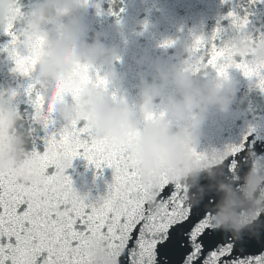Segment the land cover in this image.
<instances>
[{"label": "snow or ice", "instance_id": "snow-or-ice-1", "mask_svg": "<svg viewBox=\"0 0 264 264\" xmlns=\"http://www.w3.org/2000/svg\"><path fill=\"white\" fill-rule=\"evenodd\" d=\"M19 11V9L17 10ZM226 18L243 30L247 18L232 12ZM9 24L5 34L14 46L18 37ZM217 29L205 42L195 37L186 60V70L194 74L211 67L218 77H226V69L235 67L245 77H258L257 86L264 91V63H249L247 54L237 53L233 45L217 47ZM249 43L264 44V35ZM174 42L165 40L161 47ZM43 37L27 56L15 47L9 55L15 62L13 71L28 76L40 55ZM8 49L5 48V51ZM239 55L240 62L234 57ZM87 65H76L74 79L60 80L47 113L54 111V102L66 94L78 99L87 86L107 90V80ZM33 85L26 89L31 96ZM15 95V93H13ZM115 99V94H112ZM36 115L47 127L50 116L41 113L39 93L31 100ZM163 115V113H160ZM155 113L145 116L155 119ZM134 134H129L131 143ZM229 154L221 160L222 176L247 170L249 150L264 157V138L250 130L241 139L227 146ZM74 157H83L96 169H112V182L107 193L97 200L79 195L72 187L65 169ZM54 171L47 174V169ZM138 161L127 144L97 135L89 123L73 120L57 133L47 136L42 154L33 151L18 168L0 171V264H97L89 251V240L95 239L103 250L104 264H264V214H258L260 226L254 232L235 237L213 223L211 208L217 197L209 191L198 203L186 198L183 185L159 174L144 183L137 170ZM35 177V179H32ZM208 185L207 179L199 181Z\"/></svg>", "mask_w": 264, "mask_h": 264}, {"label": "clouds", "instance_id": "clouds-1", "mask_svg": "<svg viewBox=\"0 0 264 264\" xmlns=\"http://www.w3.org/2000/svg\"><path fill=\"white\" fill-rule=\"evenodd\" d=\"M91 6V0H33L31 8L21 11L19 0H0V33L5 34L9 24L16 25L20 39L15 45L25 56L37 46L38 38L43 37L35 64L41 86L74 79L76 65L103 68L101 76L107 80V88L112 87L111 92L87 86L78 99L55 101L54 110L68 124L73 120L89 123L97 135L127 144L128 151L138 161L142 182L154 181L162 170L171 177L189 162L190 150L200 144L203 125L214 116L230 114L236 85L227 75L213 77L204 69L197 76L186 70V60L178 64L152 58L145 52L133 58L141 70L137 73L135 98L129 102L124 95H118L124 77L114 62L120 50L106 45V33L93 30L87 22ZM231 45L237 53H246L253 63H264V44L249 43L242 36ZM145 71L150 77H146ZM149 113L157 114L155 119L146 120ZM20 119L11 96L0 91V171L18 168L29 158L24 155L22 138L16 134ZM129 134H134L130 144ZM258 169L250 168L246 174L244 195L252 208L257 206V201L264 205V175ZM241 203L237 197L230 196L219 212L213 213V223L234 233L233 216ZM88 248L93 260L104 264L103 250L95 239L90 238Z\"/></svg>", "mask_w": 264, "mask_h": 264}, {"label": "water", "instance_id": "water-1", "mask_svg": "<svg viewBox=\"0 0 264 264\" xmlns=\"http://www.w3.org/2000/svg\"><path fill=\"white\" fill-rule=\"evenodd\" d=\"M91 2L93 6L88 8L87 22L93 30L106 33L104 40L106 45L115 46L120 50V55L114 62L124 77L121 82L122 91L118 95H124L129 102L135 98L137 73L141 70L133 58H138L142 53L146 52L152 58L159 57L183 64L189 59V49L197 36L207 42L213 33L220 29L214 42L217 47H222L235 43L242 36L255 41L264 35V0H91ZM19 5L21 11H25L32 7L33 0H19ZM229 12L237 18H247L248 23L243 30L232 23V18H226ZM12 31L19 41V28L14 25ZM10 40L11 37L0 33V91L6 96H11L12 103L20 114L16 134L23 140L25 157H30L33 151L42 154L47 136L59 132L69 124L55 110L51 114L47 113V102L55 90L54 82L41 86L37 82L35 68L28 76L13 71L15 62L9 52L15 47L20 55L24 53L20 47L13 46ZM165 40L174 43L170 47H161ZM5 48L8 50L5 51ZM234 59L236 62L241 60L239 55ZM245 59L253 63L249 57ZM93 69L99 75H103V68ZM203 71L217 77L211 67ZM226 72L236 85V96L261 90L257 86L258 77H245L243 72L235 67L227 68ZM90 74L94 78L92 69ZM145 75L150 77L147 71ZM195 75L199 76L201 72ZM260 75L264 76V71H261ZM30 84L33 85L31 96L26 94ZM112 90V87L108 86L107 91ZM37 93L42 97L41 113L49 115L53 121L47 127L40 116L36 115V109L31 103ZM64 99L71 102L73 97L66 94ZM54 170V166L49 167L47 174ZM96 170L83 157H74L65 174L71 178L72 187L75 188Z\"/></svg>", "mask_w": 264, "mask_h": 264}]
</instances>
